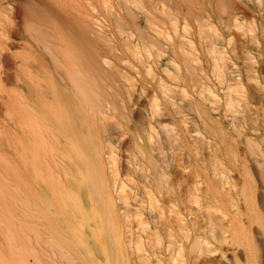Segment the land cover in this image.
Wrapping results in <instances>:
<instances>
[{
	"label": "bare ground",
	"instance_id": "1",
	"mask_svg": "<svg viewBox=\"0 0 264 264\" xmlns=\"http://www.w3.org/2000/svg\"><path fill=\"white\" fill-rule=\"evenodd\" d=\"M206 1L27 3L23 28L30 55L48 75V85H26L30 139L26 155L22 144L17 149L12 218L31 241L28 264H151L157 252L146 255L144 238L128 235L133 228L125 177L135 182L134 202L147 203L152 212L144 219L138 209L133 216L141 227L152 224L149 237L161 244L166 264H196L191 257L196 249L204 257L217 249L201 230L204 219L197 221L200 193L219 203L209 212L224 211V204L240 211L235 199L221 202L225 193L242 196L246 210L257 208L249 183L238 187L235 173L232 183L229 173L242 164L240 141L264 165V85H246L241 75H232L229 52L238 55L240 48L225 51L210 41ZM263 37L249 38L261 57ZM246 51L254 73L260 65ZM18 58L22 76L31 58L22 53ZM211 69L220 86L207 82ZM15 94L22 143L27 103L22 88ZM250 130L254 137H240ZM213 221L205 222L210 233L220 226ZM224 233L221 238L230 237Z\"/></svg>",
	"mask_w": 264,
	"mask_h": 264
},
{
	"label": "rangeland",
	"instance_id": "2",
	"mask_svg": "<svg viewBox=\"0 0 264 264\" xmlns=\"http://www.w3.org/2000/svg\"><path fill=\"white\" fill-rule=\"evenodd\" d=\"M29 1L30 0H0V264H28V253H29L28 251H29V246L31 244V241H28L27 238L23 236V232H21L19 229L16 228L12 218V215H14L13 196L15 193V186H16L17 149L18 146L22 144L23 147L25 148V155H26V151L28 150L26 148L28 145V141L30 139L29 116L31 110L29 103L30 100L29 98H27L29 95L26 92H28L29 85H48L47 84L48 75L46 69L41 66L37 67V65H39L37 63L38 61H36V59L31 56L33 55V53H30L28 48L29 46H31V41H29V39L26 38V34L23 28L25 22L24 19H25L26 7ZM206 4L208 7L209 14H206L205 16V18H208L205 19L207 23L205 24L207 25L206 28H208L209 26L211 27L208 28L211 36L210 41L214 42L216 47L219 46L220 48H224L225 51H227V49L233 48L236 45L238 48H240L238 55L234 51L229 52V55L230 54L234 55V58L232 60L231 59L228 60V64L230 65L229 66L230 70L232 71L235 70L232 75L234 76L236 75L238 77L241 75L246 85H251V84L264 85V66H263L264 54L263 57L259 56L258 52L256 54L255 50L257 48L254 49V44L252 42H249V38L251 39V37L253 38L260 34L261 36H263L264 28H262V25L264 26V0H209L206 1ZM210 4H212V6ZM220 8L221 10L217 12V9ZM251 27L254 30L250 29ZM260 28H262V30ZM252 34H255L256 36ZM232 37L233 39L229 44V40ZM247 48H250V56H254L253 63L254 65H256L255 67H258V65H260V67H258L259 70L257 68H254L255 69L254 73L248 71L250 67H249V59L246 51ZM19 52L24 54V56H28L29 58H31V60L28 58L31 61V67H27L28 65L24 66L20 74V75L23 74L22 76L18 75V70H17L18 69L17 66L19 65L20 62L18 55L21 54V53L19 54ZM28 59H27V63L30 64ZM32 63L34 64L32 65ZM26 67L28 68L27 70L29 71L32 70L31 73L25 70ZM223 71L225 74L228 73L227 69L226 71L225 69H223ZM23 72L24 73L26 72L28 74H24ZM252 74L258 82L255 81V79L254 81L249 79L253 77V76L250 77V75ZM20 77H22V79L23 78L25 79L22 80ZM207 82L211 85H219V86L221 85L219 83L218 76L213 73L212 69L208 70ZM20 87L22 88V92L23 91L25 92L23 99L24 103H27L25 105L26 106L25 108L27 109H25V116L23 121L24 124L23 127L25 128L23 129L24 136L22 143L19 141V138L17 137L19 136L18 135L19 126H18V116H17L18 109L16 108V106H18L17 105L18 95L15 94L19 90H21ZM15 98L17 99V101ZM263 99H264V94L262 93L260 100ZM256 104L257 106L262 105L258 101L256 102ZM245 135L249 137H254V132L250 130V132H248L247 134L244 133V135L243 136L241 135L240 137L243 139ZM241 145L245 147H241ZM244 150L245 153L244 154L241 153L244 152ZM238 154L240 155L239 160L241 161L242 164L240 166H237L236 169L233 170L231 174L229 173L230 175L229 179L231 181L230 183H232L233 179L235 180V178L239 180V177L241 180L239 181L236 180V181L239 182L240 184L234 181L238 187L243 186L245 183H249L251 188L250 197L251 200L255 202L257 208L255 207L256 209L254 210H246L244 209L243 206H241L243 202L242 196H240L238 193H234V194L225 193L226 195L224 194L220 198L221 202L228 203L230 202L231 199H235V202H237L241 207L240 211H237L238 209L235 207L232 208L230 205L224 204L227 207L224 208V211L209 212V209H211V207L214 204H219V203H217L212 198H208L207 195L200 193L198 200L199 201L201 200L200 201L201 203L197 202V204L199 203V205H197L195 202L197 206H195L194 204L193 207L195 206L194 207L195 209L198 207L199 209L196 210L201 211L202 214L204 213L203 215L205 216V218H203L204 216H202V214H199L197 211L195 213L199 214V215L196 214L198 217L200 218L202 217L201 220H199L200 218H198L196 215L194 216L197 217V221H199L200 224L201 222L203 223V219H204V224H202V226L203 225L205 226L201 230L203 229L205 230L208 241L210 242L209 245L210 248L212 245L211 248L212 250H214V248L216 247L217 249H215L214 254H212V252L210 253L209 251H206L208 253L205 254V257L204 254L201 253L202 251L196 249L194 252L191 253V257L192 258L194 257L193 259H195L196 264H202V263L264 264V183H263L264 178H262L264 176L262 175L264 174L262 173L264 171V165L262 164L263 167L260 165V162L263 159L260 158L259 156L257 161L255 159L256 158L255 156L254 157L252 156L253 157L252 158L251 155L247 153L246 145L242 141H240V143L238 144ZM186 160H188V158L184 157V161ZM252 163L255 166H252L253 165ZM243 164L247 165L246 166L248 167L247 171L249 170L248 171L249 174L250 172L251 174H253L251 175L253 178H251V176L249 177L244 175L245 169H243L244 168ZM252 167H254V169ZM177 172H179V170ZM232 174L235 176V178L232 177L233 176ZM130 179L132 183L128 181ZM130 179L128 177H125V182L127 183L126 184L127 187L125 186L126 189L125 193L127 192L126 194L129 195V199H130L128 200L132 202V203L130 202L128 207L130 208V214H131L130 220L133 229H132V233L130 234L129 232L128 235H131V237L135 238V240L137 239L141 240L144 238L142 241L145 244V248L147 252L144 253L146 255L153 253L154 251L157 252L156 255L150 256L151 264H157L158 262L157 260L159 258L163 260L162 264H166L167 257L161 251V244L158 245L159 247L157 246L156 242H154L156 241V239L153 234H152L153 236L150 235L151 238L149 237V234L153 232L151 231L152 224L151 223H150L151 225L148 224L149 226L147 227L144 224L143 226L144 228H143L141 227L142 225L139 224V220L135 218V216H133V214L137 212L138 209L140 211L142 210L141 212L140 211L138 212L141 213L142 215L141 217L144 219L148 217L152 212L149 211L147 203L144 204L145 203L144 202L142 206L139 205V202L138 203L134 202L133 198L136 192V187H135V182L132 180V178ZM128 190L132 191V193L134 194L131 195L132 193L130 194V191ZM203 201L206 202L205 206L207 207L203 205L204 204ZM136 206H138L139 208H137ZM201 207H203V209H201ZM204 210L206 212H204ZM214 213H218L216 214L218 216H216ZM226 214L228 217H224L226 216ZM211 215L213 220L215 221V224L217 223V225H220L219 226L220 229L224 230L225 232V233L223 232L224 235L226 236L230 235V237L224 236V238L222 237L223 238L222 239L221 235H223V233L220 231V229L219 231L221 233L219 231L217 232V229L219 227L215 225H213V227L215 226L216 228L217 227L218 228L216 230L213 228L214 229L212 231L213 234L210 233L211 232L209 230L210 228L206 223H208V219H212ZM198 226L199 225H196L195 228H198ZM240 227L241 228L243 227V229H241ZM142 228L143 230L145 228L146 229L143 231ZM233 229L237 231L235 234L233 233V231L235 232V230ZM218 234L221 235L218 236ZM225 238L226 239L228 238V240H224ZM147 240H151V241H147ZM232 240L233 242H231ZM158 248L161 251L160 254ZM218 248L219 251L216 252ZM198 252H200L201 254ZM195 257L196 258L198 257L197 260H199L200 263L196 261Z\"/></svg>",
	"mask_w": 264,
	"mask_h": 264
}]
</instances>
